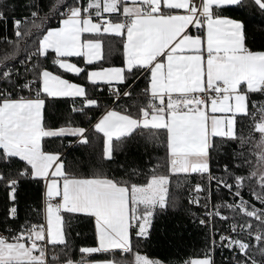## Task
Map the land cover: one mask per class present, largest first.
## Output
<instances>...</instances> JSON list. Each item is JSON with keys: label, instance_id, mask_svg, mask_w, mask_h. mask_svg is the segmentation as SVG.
<instances>
[{"label": "snow or ice", "instance_id": "obj_1", "mask_svg": "<svg viewBox=\"0 0 264 264\" xmlns=\"http://www.w3.org/2000/svg\"><path fill=\"white\" fill-rule=\"evenodd\" d=\"M251 4L264 13V0ZM17 7L28 15L12 17L15 39L3 37L0 49V264H165L139 245L152 238L157 217L181 207L173 181L179 188L193 174L207 184L188 189L184 212L206 230V246L181 264H217V250L222 264H264V46L250 48L255 36L244 21L221 14L245 0H0V21ZM106 47L120 54V66H98ZM105 88L112 106L89 128L59 112L61 98H71V112L90 120L102 106L94 93ZM89 132L102 139L104 161L137 137L164 156L138 180L135 167L127 178L69 170L46 146V138L69 137L87 145ZM224 148L231 167L217 163L213 174ZM25 181L40 186L29 209L37 222L14 229ZM213 186L231 199L211 204ZM73 222L90 226L93 246L75 248Z\"/></svg>", "mask_w": 264, "mask_h": 264}, {"label": "trees", "instance_id": "obj_2", "mask_svg": "<svg viewBox=\"0 0 264 264\" xmlns=\"http://www.w3.org/2000/svg\"><path fill=\"white\" fill-rule=\"evenodd\" d=\"M13 2V0H9ZM16 3H24L25 0H15ZM41 3H47V0H41ZM222 15L243 20L246 25V30L249 36H255V40L249 39L248 46L253 50H262L264 46V13L251 4V0H245L243 9L227 10L225 9ZM7 21H0V49L7 45L3 42V37L15 39L12 17L22 18L28 15V12L17 7L14 12H6ZM53 26L55 21L52 22ZM23 43V42H22ZM108 42H106L107 45ZM110 43L116 46L115 41ZM31 50V49H29ZM23 55V54H22ZM79 66H84L83 61L79 58H73ZM98 66H120L121 56L118 52L112 54L105 52V59L97 62ZM65 78L73 80L76 83H84L82 77H76L73 74H65ZM140 86L143 84L141 82ZM94 95L99 96L102 101V106L88 113L90 120L79 113H72L71 108L73 101L68 98H61L58 104L59 112L66 113L74 124L85 127H90V123L94 124L104 111V104L112 106L110 100H105L108 95L105 88L104 91H96ZM256 97H254L255 99ZM67 102H64V101ZM126 103L127 101H122ZM90 143L87 145L75 142L74 137L48 139L46 138V146L51 150H59L66 161V166L69 170L77 171L81 174L90 173L94 168H102L109 176L124 177L125 172L135 167L141 174L134 179L142 180L144 174L149 170L151 164L156 163L157 158L164 156V149L157 147L151 143H145L143 138L137 137L123 147L122 150L115 153L114 161H104L102 157V139L97 136L93 138L89 132ZM71 141V144H70ZM217 163L221 166L229 164L231 167V149L224 148L218 154H214L212 162L213 174H219ZM124 165L125 168H121ZM196 182L207 184V178H201L193 174L187 181H180V187H176L175 180L171 191L175 192L179 197L181 207L175 210H169L167 214L157 217L153 226V235L146 243L139 245V251L146 254L150 258H159L165 261V264H181L188 258H196L202 256L206 246V230L193 223L190 218L185 215L184 209L188 205V189ZM40 199V186L33 182H22L18 189V208L19 219L12 222L11 227L18 229V225L23 224L25 220L37 222V217L34 212L29 211L30 207L34 208ZM224 199V196L223 198ZM219 198L213 196V201L217 203ZM6 192L3 186H0V232L3 231V220L5 216ZM194 210H196L194 208ZM200 211H203L200 209ZM80 234L77 236L76 233ZM94 234L93 230L87 224H76L73 222V244L76 249L80 246H93ZM78 251L74 252V258L79 259ZM97 259L103 258L96 254Z\"/></svg>", "mask_w": 264, "mask_h": 264}, {"label": "built area", "instance_id": "obj_3", "mask_svg": "<svg viewBox=\"0 0 264 264\" xmlns=\"http://www.w3.org/2000/svg\"><path fill=\"white\" fill-rule=\"evenodd\" d=\"M222 194V193H220ZM220 194H217L216 191H215V187L213 186L212 188V197H211V204H215V202L213 201V196H220ZM224 195V199H231L228 195H226V193H223ZM194 195V193H193ZM245 195V198L246 199H249L250 197L248 196L247 192L244 193ZM211 204H210V207H211ZM257 207H260V205L257 203ZM216 224L217 226L221 227V230H224V228L226 227V225H223V222L220 221L218 218L216 219ZM229 253L227 250H224L223 252V256H228ZM215 259L217 261V264H222V255H221V252L220 250H217L216 252V255H215Z\"/></svg>", "mask_w": 264, "mask_h": 264}, {"label": "rangeland", "instance_id": "obj_4", "mask_svg": "<svg viewBox=\"0 0 264 264\" xmlns=\"http://www.w3.org/2000/svg\"><path fill=\"white\" fill-rule=\"evenodd\" d=\"M245 192H247V191L245 190ZM223 195H224V194L222 193V194H220V196H218L219 200H220L221 198H223ZM219 200H218V201H219Z\"/></svg>", "mask_w": 264, "mask_h": 264}, {"label": "crops", "instance_id": "obj_5", "mask_svg": "<svg viewBox=\"0 0 264 264\" xmlns=\"http://www.w3.org/2000/svg\"><path fill=\"white\" fill-rule=\"evenodd\" d=\"M73 62V61H72ZM76 63V62H75ZM79 66V65H78ZM81 67H83V66H81ZM65 99V98H64ZM68 99H71V98H68ZM72 100V99H71Z\"/></svg>", "mask_w": 264, "mask_h": 264}]
</instances>
